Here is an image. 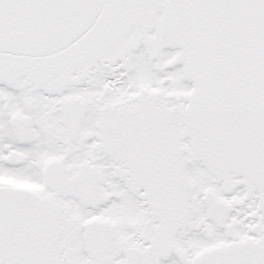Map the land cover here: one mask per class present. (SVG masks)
<instances>
[{
  "label": "snow or ice",
  "instance_id": "snow-or-ice-1",
  "mask_svg": "<svg viewBox=\"0 0 264 264\" xmlns=\"http://www.w3.org/2000/svg\"><path fill=\"white\" fill-rule=\"evenodd\" d=\"M0 264H264V0H0Z\"/></svg>",
  "mask_w": 264,
  "mask_h": 264
}]
</instances>
